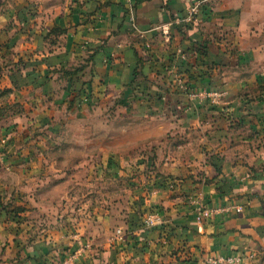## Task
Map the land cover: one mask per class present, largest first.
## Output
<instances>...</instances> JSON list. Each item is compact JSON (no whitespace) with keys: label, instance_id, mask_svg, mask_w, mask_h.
Instances as JSON below:
<instances>
[{"label":"crops","instance_id":"crops-1","mask_svg":"<svg viewBox=\"0 0 264 264\" xmlns=\"http://www.w3.org/2000/svg\"><path fill=\"white\" fill-rule=\"evenodd\" d=\"M14 58L51 81L18 94L21 148L5 131L0 141V264H264V0H0V62ZM10 77L0 73V91ZM78 83L86 89L72 105ZM194 92L231 99L207 107ZM111 97L116 118H145L118 133L156 147V169L135 188L142 200L122 240L87 250L55 209L57 226L32 218L44 212L43 176L56 172L44 166L52 134ZM93 127L87 120V138ZM200 206L231 210L199 222Z\"/></svg>","mask_w":264,"mask_h":264},{"label":"rangeland","instance_id":"rangeland-1","mask_svg":"<svg viewBox=\"0 0 264 264\" xmlns=\"http://www.w3.org/2000/svg\"><path fill=\"white\" fill-rule=\"evenodd\" d=\"M24 62L17 58L0 62V73L7 71L11 76L9 78L11 88L0 91V141L6 136L5 133H9L17 144L16 148H21L25 138L19 123L24 115V109L19 102L21 100L18 94L31 87L28 85L33 80L26 82L19 81V78L31 76L36 68L35 65H25ZM207 67L210 68V65ZM12 78L15 81L12 82ZM21 82L25 83L23 87H20ZM213 95V99L211 97L201 99L202 105L207 107L213 105L210 100L219 98L220 101H224L222 103H228L231 99V97L221 98ZM241 99L243 102H254L246 96ZM94 104H97L98 108L101 107L100 112L97 111L91 114V118L84 119L77 118V114L73 115L71 122L76 121L78 124L64 126L57 136L52 134V140L57 145L55 149L47 150L49 159L45 161L44 166L52 168L53 165L56 172L52 173L51 169L43 176L46 184L42 188L43 192L38 195L44 202V212H36L37 217L34 215L32 218L42 222L38 223L39 227H52L55 225V223L51 224L52 209H55L54 220H57L55 218L59 219L58 222L68 220L78 240L87 242L88 239L91 247L101 246L107 241L111 242L117 237V230L122 229L123 232V229L127 230V225L134 216L133 206L142 200L140 195L135 194V188L150 184L153 178L149 173L156 169V162L153 159L156 147L148 146L149 144L134 146L130 143V139L135 136L131 137L129 134L126 137L130 139H124L118 133L122 126H125L126 131H132L136 127L135 123L145 118L134 115L131 117L128 114L123 119L116 118L115 112L110 110L113 105L118 104V98L111 97L102 103L98 101ZM226 118L225 116V120ZM87 120H91L94 126L90 138H87ZM101 120L108 121V124L112 125L113 130L108 135L103 134V129L99 125ZM79 122L82 124L85 122V126L78 127ZM34 130L25 133L27 139H35ZM41 130L47 131L46 127H42ZM240 131L241 137H244L245 130ZM126 140H129L128 143ZM260 145L262 146L263 143ZM260 145L255 143L254 147ZM245 149L241 148L242 151ZM119 171H124L125 176ZM38 190L39 188H36L33 191L35 195ZM32 199L36 201L35 197Z\"/></svg>","mask_w":264,"mask_h":264},{"label":"built area","instance_id":"built-area-1","mask_svg":"<svg viewBox=\"0 0 264 264\" xmlns=\"http://www.w3.org/2000/svg\"><path fill=\"white\" fill-rule=\"evenodd\" d=\"M89 1V0H87ZM129 4L132 3V0H127ZM131 11H132V7H130ZM133 19V18H132ZM213 98L211 93H207V92H194L190 94V99L191 100H201V99H205V98H209L210 99ZM176 183H171L168 185V187H170L171 189H175L176 187ZM236 210L241 211L242 207H235ZM231 208L230 207H224V208H208V207H203L200 206L198 207V215H197V221L201 222L215 214H221V213H226V212H230ZM146 228H153L154 226H158V225H162L163 223L161 222V220H156V221H146L145 223ZM123 231L122 230H118L117 231V237L119 240H122L123 238ZM86 249H90V246H86ZM241 259H233V260H227L226 262L229 264H234L237 262H240ZM223 262V260H222ZM68 262H63V264H67ZM214 263H218V261H215Z\"/></svg>","mask_w":264,"mask_h":264},{"label":"trees","instance_id":"trees-1","mask_svg":"<svg viewBox=\"0 0 264 264\" xmlns=\"http://www.w3.org/2000/svg\"><path fill=\"white\" fill-rule=\"evenodd\" d=\"M56 35H58V33L56 34ZM205 49V48H204ZM25 63V62H24ZM25 65H28V64H25ZM37 67V66H36ZM36 68H34V70H33V72L31 73V74H29V75H31V76H26L25 78H22V77H20L19 78V81H26V82H28V81H31L32 79V83H30V85H28V86H31V87H33V88H35V89H38V88H42V87H45L51 80V78H49L48 76H38V74H36V70H35ZM83 71V68L82 67H80V68H76V69H74V71H65V72H63V74L62 75H64L65 77H68L69 75H71V74H73V76L75 77V76H77L79 73H81ZM60 72H62V70L60 71ZM54 73H55V71H54ZM11 78V77H10ZM12 82L13 81H15L13 78H12V80H11ZM15 83V82H14ZM25 83L24 82H21V84H20V87H23V85H24ZM28 84V83H27ZM86 85H87V83H82V84H80V83H78V86H79V90H77L76 91V94H77V96H79V97H77L76 95L75 96H73L74 98H73V100H72V105H74L75 103H80V102H78V101H80V97H81V94H83V92L85 91V89H86ZM180 189L181 188V184H177L176 185V187H175V189ZM182 189V188H181ZM12 213H15V214H18L19 212H20V210L19 209H15V210H12L11 211ZM95 248V247H94ZM96 250H97V248H95ZM93 251H94V249H93ZM92 251V252H93ZM98 251V250H97ZM146 253V250L144 249V251H143V253ZM94 254V253H93Z\"/></svg>","mask_w":264,"mask_h":264},{"label":"water","instance_id":"water-1","mask_svg":"<svg viewBox=\"0 0 264 264\" xmlns=\"http://www.w3.org/2000/svg\"><path fill=\"white\" fill-rule=\"evenodd\" d=\"M263 262H264V258H263Z\"/></svg>","mask_w":264,"mask_h":264}]
</instances>
